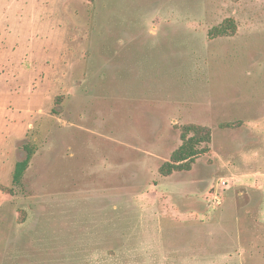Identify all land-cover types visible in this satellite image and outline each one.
Masks as SVG:
<instances>
[{
    "label": "rangeland",
    "instance_id": "374dc122",
    "mask_svg": "<svg viewBox=\"0 0 264 264\" xmlns=\"http://www.w3.org/2000/svg\"><path fill=\"white\" fill-rule=\"evenodd\" d=\"M32 143L0 264H264V0H0L1 184Z\"/></svg>",
    "mask_w": 264,
    "mask_h": 264
},
{
    "label": "trees",
    "instance_id": "16d2710c",
    "mask_svg": "<svg viewBox=\"0 0 264 264\" xmlns=\"http://www.w3.org/2000/svg\"><path fill=\"white\" fill-rule=\"evenodd\" d=\"M236 26L232 19L224 20L220 25L211 28L208 32L209 37L229 36L235 33ZM230 127V123L221 124ZM180 145L173 150L168 161L163 162L159 167V173L167 176L174 171L190 170L194 160L210 150L211 130L207 126L200 124H185L180 127ZM24 156L19 160L12 171L11 186L0 183V191L14 195L16 188L21 187L23 175L28 168L30 159L35 153L36 146L32 144L24 145Z\"/></svg>",
    "mask_w": 264,
    "mask_h": 264
}]
</instances>
